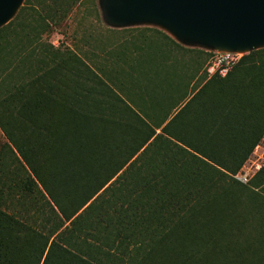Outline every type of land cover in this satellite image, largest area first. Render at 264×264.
<instances>
[{
  "label": "trees",
  "instance_id": "obj_1",
  "mask_svg": "<svg viewBox=\"0 0 264 264\" xmlns=\"http://www.w3.org/2000/svg\"><path fill=\"white\" fill-rule=\"evenodd\" d=\"M79 1L0 28V264H264V165L235 178L264 136V48L191 93L143 59L114 90L48 41Z\"/></svg>",
  "mask_w": 264,
  "mask_h": 264
},
{
  "label": "rangeland",
  "instance_id": "obj_2",
  "mask_svg": "<svg viewBox=\"0 0 264 264\" xmlns=\"http://www.w3.org/2000/svg\"><path fill=\"white\" fill-rule=\"evenodd\" d=\"M110 1H79L66 20L48 36V41L58 49H68L76 54L89 71L114 90L120 84L119 81H126L125 75L130 73L131 67L137 66L140 59H143V64L147 61L153 71L161 63L169 74L180 76L175 81L194 76L192 80H187L189 93L197 89L200 83L203 84L201 74L212 56L198 73L195 68L202 61L198 58V51H208V47L176 39L164 28L150 22L113 24L107 16ZM162 34L171 38L180 48L170 47ZM245 54L248 53L242 56ZM127 79L130 80L129 77ZM140 80L148 82L147 78ZM3 140L0 132V143ZM262 152L260 149L254 158H250L252 161L240 172V176L247 175L250 180L257 165L264 162V156L255 162Z\"/></svg>",
  "mask_w": 264,
  "mask_h": 264
},
{
  "label": "water",
  "instance_id": "obj_3",
  "mask_svg": "<svg viewBox=\"0 0 264 264\" xmlns=\"http://www.w3.org/2000/svg\"><path fill=\"white\" fill-rule=\"evenodd\" d=\"M23 0H0V28ZM113 24L150 22L209 52L249 53L264 48V0H111Z\"/></svg>",
  "mask_w": 264,
  "mask_h": 264
},
{
  "label": "built area",
  "instance_id": "obj_4",
  "mask_svg": "<svg viewBox=\"0 0 264 264\" xmlns=\"http://www.w3.org/2000/svg\"><path fill=\"white\" fill-rule=\"evenodd\" d=\"M209 52V51H207ZM212 54L211 60L208 63L205 71L208 77L218 74L220 77H224L228 71L238 62L242 57L239 53H226V52H209ZM235 178L241 183H248L249 178L247 175L240 176V173Z\"/></svg>",
  "mask_w": 264,
  "mask_h": 264
},
{
  "label": "crops",
  "instance_id": "obj_5",
  "mask_svg": "<svg viewBox=\"0 0 264 264\" xmlns=\"http://www.w3.org/2000/svg\"><path fill=\"white\" fill-rule=\"evenodd\" d=\"M260 149H262L263 152H262L260 155H258L257 159H255V162H258V161H259L258 159L264 156V136H263L261 142L258 144V146H256V148L254 149L253 153L250 155V157L248 158V160L245 162V164H244V166L242 167V169H241L240 172H242V171L246 168L245 166H247V164H248L249 162L252 161V160H250V158H254L255 155H257V153L259 152ZM263 165H264V162H262L261 165H257V169H256V171L252 174L251 178L253 177V175H254V174H255V173H256V172H257V171H258ZM240 172H239V173H240ZM251 178H250V179H251Z\"/></svg>",
  "mask_w": 264,
  "mask_h": 264
}]
</instances>
